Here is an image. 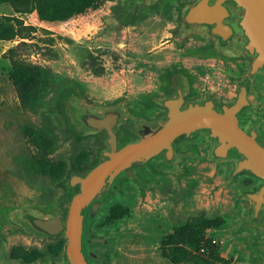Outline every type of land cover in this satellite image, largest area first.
<instances>
[{"label":"rangeland","instance_id":"374dc122","mask_svg":"<svg viewBox=\"0 0 264 264\" xmlns=\"http://www.w3.org/2000/svg\"><path fill=\"white\" fill-rule=\"evenodd\" d=\"M69 1L68 18L55 21L40 20L36 12L17 14L0 4V16H15L35 28L20 46L21 40H0L2 264L66 262L65 235L34 236L12 214L26 207L67 213L71 191L66 182L73 166L80 164L85 174L100 161L107 133L82 135L68 102L99 108L123 102L130 113L118 132L124 145L138 140L133 132L138 118L154 119L165 111L156 98L171 89L177 75L185 77L189 97L214 92L217 102L232 103L237 81L250 64L236 53L220 52L200 34L174 37L182 9L193 0H156L142 8L134 0ZM15 55L43 72L45 89L27 108L13 81ZM252 101L255 107L244 112L241 125L258 128L264 139L263 75L256 79ZM177 144L179 173L158 171L153 159L139 172L147 190L128 180L121 192L106 199L91 232L93 237H115L118 244L114 252L95 245L105 259L92 264H264V211L258 232L248 226L253 204L242 198L262 180L243 172L230 182L234 163L209 160L211 143L202 134ZM203 218L200 245L189 247L190 259L185 254L175 263L169 251L171 243H178L172 240L174 230L192 221L197 229ZM17 248L32 254L19 257Z\"/></svg>","mask_w":264,"mask_h":264},{"label":"water","instance_id":"95a60500","mask_svg":"<svg viewBox=\"0 0 264 264\" xmlns=\"http://www.w3.org/2000/svg\"><path fill=\"white\" fill-rule=\"evenodd\" d=\"M156 0H134L136 8L151 5ZM182 24L175 38L182 39L197 33L212 38L219 49L227 51L238 45L241 52L252 59L249 70L238 82L236 101L217 105L214 94L203 99L187 101L186 90L175 86L173 96L158 99L167 112L154 120L138 119L133 132L139 139L120 145V127L130 116L123 102L109 107H93L81 101L68 104L73 123L82 135L107 133L106 148L100 161L90 171L78 174L72 171L66 187L71 189L68 212L65 215L44 214L33 208L16 210V222L28 233L42 238H57L63 234L68 243L65 264L101 263L104 256L93 250L102 244L114 251L115 238L92 237L91 227L105 200L121 191L122 182L133 179L144 188L137 170L163 154L161 167L179 172V155L175 141L181 136L190 138L202 132L211 143L208 158L218 163L234 162L230 182L243 172L263 181L254 192L242 194L252 202L254 214L248 226L261 231V213L264 211V140L255 127L245 130L240 117L250 101L252 82L258 73H264V0H195L181 11ZM241 37V41L238 38ZM182 79H178L180 82ZM80 187V191L76 189ZM0 264H2L0 262Z\"/></svg>","mask_w":264,"mask_h":264},{"label":"trees","instance_id":"16d2710c","mask_svg":"<svg viewBox=\"0 0 264 264\" xmlns=\"http://www.w3.org/2000/svg\"><path fill=\"white\" fill-rule=\"evenodd\" d=\"M0 4L10 5L17 14L36 12L40 20L46 21L65 20L70 15L68 10L70 5L69 0H0ZM32 31H35L33 26H25L24 22L15 16H0L1 41L21 40L18 44L20 46L30 37L29 32ZM17 49H10L9 51L10 53H15ZM11 61L15 69L13 81L20 102L27 108L45 89L42 69L37 65L19 59L17 55L13 56ZM68 104L69 102L67 103V107ZM72 171L82 174L80 171H83V167L80 164H75ZM192 222H188L186 226L174 230L172 240L178 243H171L169 245V251L172 252V257H174L172 259L175 263L181 257H184L185 254L190 259L189 249L191 247L193 249L197 248L204 238V232L206 230L205 218L199 220L197 229L194 227V221ZM180 243H185V245L179 246ZM15 251L17 256L22 258L32 254L30 252L24 254V249L22 248H17Z\"/></svg>","mask_w":264,"mask_h":264},{"label":"flooded vegetation","instance_id":"af4514ba","mask_svg":"<svg viewBox=\"0 0 264 264\" xmlns=\"http://www.w3.org/2000/svg\"><path fill=\"white\" fill-rule=\"evenodd\" d=\"M195 0H193L191 3H189V4H187V5H190V4H192L193 2H194ZM186 5V6H187ZM182 19V18H181ZM179 30V29H178ZM202 36V35H201ZM203 37H205V38H207V39H210V40H212L213 42H214V44H215V46H216V48L220 51V52H222V53H224V54H238L240 57H244V58H246V59H249L250 60V64H251V62H252V59L251 58H249V57H247L245 54H243L242 52H241V47H240V45H238V46H236V47H234V48H230L229 50H227V51H223V50H221V49H219L218 47H217V45H216V42L212 39V38H208V37H206V36H203ZM241 37H239L238 38V41H241ZM250 64H249V66H248V68H247V70L243 73V76L241 77V79L240 80H242L243 78H244V76H245V74L247 73V71L249 70V67H250ZM259 75H263L264 76V73H258L256 76H255V78H254V80H253V82H252V93H251V95H250V101L254 104V102L252 101V96H253V94H254V90H255V82H256V79H257V77L259 76ZM182 79L180 82H178V79ZM240 80H238L237 81V90H238V88H239V85H238V82L240 81ZM176 85H178V87H179V89L180 90H182L183 88H185V90H186V93H185V95H184V97H185V99L187 100V101H193V100H196V99H203V98H205L207 95H209V94H214V102L217 104V105H222V104H233V103H235V101H236V97H237V90H236V96H235V101L234 102H232V103H219V102H217V100H216V93H214V92H208V93H206L204 96H201V97H189V88H188V85H187V83H186V79H185V77L184 76H182V75H177L176 77H175V79H174V82H173V85H172V87H171V89L170 90H168L167 91V93L164 95V96H162V97H157L156 98V102H157V104H159V102H158V99H161V98H164L165 96H173V97H176L175 96V94H174V91H175V86ZM162 108H164L165 109V111L162 113V114H160L159 116H157L156 118H154V119H157V118H159L160 116H162L163 114H165L166 112H167V108L166 107H164V106H162L161 104H159ZM255 107V104H254V106L253 107H250V108H246L243 112H242V114H241V117H240V125H241V120H242V116H243V114H244V112L247 110V109H251V108H254ZM141 118H143V117H141ZM141 118H138V119H141ZM137 119V120H138ZM143 119H146V120H154V119H147V118H143ZM137 120H136V124H137ZM241 127L242 128H244L242 125H241ZM254 127V126H253ZM252 128V127H251ZM256 128V127H255ZM245 129V128H244ZM250 129V128H249ZM249 129H245V130H249ZM258 129V128H257ZM259 130V129H258ZM259 133H260V130H259ZM198 134H202L204 137H205V135L202 133V132H197L196 133V135H198ZM136 135V134H135ZM196 135H193V136H191L190 138H192V137H194V136H196ZM137 137H138V135H136ZM260 136H261V133H260ZM190 138H186V136H181V137H179L178 139H176V141H175V144H176V152L178 153V155H179V160H178V162H177V164H178V168H179V172L183 169L182 168V166H181V162H182V157H181V154L178 152V150H177V141L179 140V139H183V140H189ZM261 138L263 139V137L261 136ZM138 139H139V137H138ZM205 139H206V137H205ZM264 140V139H263ZM206 141H208L207 139H206ZM209 142V141H208ZM211 146V145H210ZM210 149V148H209ZM154 159H156V162H155V168L158 170V171H160V172H162V173H165V174H177V173H175V172H171V171H167L166 169H164V168H162L161 167V165H162V161L164 160V155L163 154H161V155H159V156H157L156 158H154ZM153 160V159H152ZM214 162H216V161H214ZM232 162V161H231ZM218 163V162H217ZM234 163V162H233ZM147 165V164H146ZM145 165V166H146ZM235 165V164H234ZM145 166H143V167H145ZM142 167V168H143ZM142 168H140V169H138L137 170V176H138V178L140 179V177H139V172L141 171V169ZM178 172V173H179ZM254 176V175H253ZM256 177V176H255ZM260 179V178H259ZM128 180H132V181H135V182H137L139 185H140V183L138 182V181H136V180H133V179H127V180H124L123 182H122V186H121V190H122V187H123V184H124V182L125 181H128ZM141 180V179H140ZM142 181V180H141ZM143 182V181H142ZM263 182V181H262ZM144 183V182H143ZM145 184V187L143 188L141 185V188L143 189V190H147V184L146 183H144ZM263 185V184H262ZM261 185V186H262ZM260 186V187H261ZM259 187V188H260ZM258 188V189H259ZM69 189V188H68ZM78 189H80V187H78L77 189H76V191L78 192ZM257 189V190H258ZM70 191H71V189H70ZM80 191V190H79ZM256 191V190H255ZM121 192V191H120ZM254 192V191H253ZM119 193V192H118ZM115 194V193H114ZM112 195V194H111ZM106 201V200H105ZM102 209H103V207H102ZM101 212V211H100ZM99 212V213H100ZM98 213V214H99ZM65 215L67 214V213H64ZM98 216V215H97ZM14 218H15V216H14ZM97 218V217H96ZM91 229H92V227H91ZM33 235V234H32ZM62 235V234H61ZM34 236H36V235H34ZM60 236V235H59ZM92 237H93V235H92ZM40 238H42V237H40ZM108 238H115V237H108ZM47 239H55V238H47ZM116 239V238H115ZM116 244H118V240L116 239ZM99 245H102V244H99ZM95 246V245H94ZM94 246L92 247L93 248V250H95L94 249ZM104 246V245H103ZM104 247H106V246H104ZM110 252H114V251H111L110 250V248L109 247H106ZM117 248V247H116ZM95 251H97V252H99V253H101L100 251H98V250H95ZM102 255H103V253H101ZM104 256V255H103ZM105 259V258H104ZM66 263V262H65ZM92 263H97V262H94V261H90V264H92Z\"/></svg>","mask_w":264,"mask_h":264}]
</instances>
